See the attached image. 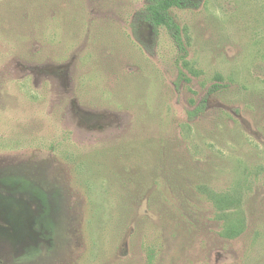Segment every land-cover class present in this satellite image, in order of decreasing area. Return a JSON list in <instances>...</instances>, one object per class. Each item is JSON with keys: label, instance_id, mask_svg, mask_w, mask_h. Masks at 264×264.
<instances>
[{"label": "rangeland", "instance_id": "rangeland-1", "mask_svg": "<svg viewBox=\"0 0 264 264\" xmlns=\"http://www.w3.org/2000/svg\"><path fill=\"white\" fill-rule=\"evenodd\" d=\"M147 3L0 0V264H264V0Z\"/></svg>", "mask_w": 264, "mask_h": 264}, {"label": "trees", "instance_id": "trees-1", "mask_svg": "<svg viewBox=\"0 0 264 264\" xmlns=\"http://www.w3.org/2000/svg\"><path fill=\"white\" fill-rule=\"evenodd\" d=\"M147 1L148 3L145 9V15L151 26L155 30H158L160 28L166 29L178 49L179 56L182 60L186 59L189 53L183 40L182 29L171 14V10L173 8L183 7L185 5V0ZM181 77L183 78V74H181ZM205 107L206 100H203V102L199 106H197L195 110L190 112V117H196L200 113L204 112ZM225 200L226 204L231 202L229 198ZM230 233H235V231L231 230Z\"/></svg>", "mask_w": 264, "mask_h": 264}]
</instances>
